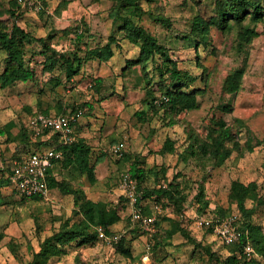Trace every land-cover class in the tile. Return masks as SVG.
I'll return each instance as SVG.
<instances>
[{
    "label": "rangeland",
    "instance_id": "374dc122",
    "mask_svg": "<svg viewBox=\"0 0 264 264\" xmlns=\"http://www.w3.org/2000/svg\"><path fill=\"white\" fill-rule=\"evenodd\" d=\"M213 1L0 0V32L19 28L22 53L19 65L0 49V75L16 76L0 82V264H264V0H242L239 19L193 37V19L209 17ZM134 24L171 63L136 60L142 40L132 35ZM106 46L109 58L99 54ZM171 65L183 76L179 84ZM168 91L190 93L195 106L172 103ZM40 112L80 114L72 143L97 155L93 178L67 149L47 196L22 198L5 183V169ZM167 139L172 147L162 153ZM118 144L120 155L112 151ZM133 162L144 169L146 188H171L183 198L143 199L145 213L159 220L155 236L131 220L120 187ZM102 209L115 216L106 238L96 234L105 230ZM216 212L247 218L252 260L212 233L207 222ZM79 226L96 236L76 237L54 256L43 250L47 238Z\"/></svg>",
    "mask_w": 264,
    "mask_h": 264
},
{
    "label": "trees",
    "instance_id": "16d2710c",
    "mask_svg": "<svg viewBox=\"0 0 264 264\" xmlns=\"http://www.w3.org/2000/svg\"><path fill=\"white\" fill-rule=\"evenodd\" d=\"M127 1H128L127 2L128 5L133 6L136 0H127ZM227 2H228L227 5H224L217 0L213 1L211 5L213 7V10L211 15H209V17L204 18L201 16H195V18L191 23L192 36L193 37L202 36L205 33H207V31L211 26H223L229 19H235V20L239 19L240 12H239V5L237 4L242 2V0H227ZM259 9H260L259 7H256L254 10V14H257ZM129 28L132 32V35H134V38H139L142 40V43L140 44L139 50L137 52L136 60L143 62L150 60L151 62H154L156 60L161 59L162 61L171 63L169 56L165 52H161L159 50V46L156 45L154 38L146 34L140 27H138L135 24L129 26ZM17 32L21 33L19 28H17L16 26L13 27L12 32L10 34L7 32H0V49L6 53L7 62L21 65L22 53L21 50L17 48L15 42V37ZM99 54L104 58H109L112 52L110 48L106 46L105 48H103L101 52H99ZM171 66H172L170 68L171 80L173 81L174 84L181 83V81L183 80V76L180 74V71L177 70L176 67H174V65ZM29 77H31V74L25 72L24 78H29ZM15 78L16 76L13 73L5 71L3 74L0 75L1 85L2 86L7 85L11 83ZM182 93L185 95L184 98H179L178 97L179 93L175 91H168L166 94L168 95L170 101L174 104L178 101H181L182 103L186 104L187 107L191 108L195 106L194 96L190 95V93L187 92H182ZM40 113L46 114L44 112H40ZM56 114H60V113H56ZM223 135L224 137H227L228 133L224 132ZM25 141L26 143L23 150L11 160L10 167H7L5 169L6 172L5 183L7 184V186L12 187L13 190L15 189L9 180V176L11 175L14 162L21 160L25 155H27L32 151H37L40 150L41 148L49 147V146L55 147L57 150H60L63 154L62 160L59 161L57 165L63 162L64 154L67 151V149H69L74 157L73 162L76 164L80 172L87 175L89 178H93V169L95 167L97 155L95 156L93 155L92 149L85 147L80 143H70V144L59 143L57 134L50 133L49 131H45L37 138L32 139L30 129H27V132L25 133ZM172 142H173L172 140L167 139L164 146L161 149V152L165 153L166 151H168V149L172 147ZM216 152L219 153L218 150ZM71 163H72L71 159L68 158L66 165H69ZM128 173L133 179L136 180L137 192L139 194L136 204L138 207L142 209L143 215H148L145 213V208L142 206L143 199L148 195L163 196L174 203L176 201L183 200L178 190H176L177 191V196H176V191L175 192L171 191V188L166 190L162 188H158V189L154 188L152 190H149L148 188H146L145 186L146 175L144 169L141 168L137 162H133L130 164ZM54 182H55V171L49 170L46 178L48 190L51 189V186L54 184ZM241 188H242L241 184H239L236 181L232 182V189L236 191H240ZM36 198H40V196H32L28 199H36ZM237 206L241 212L243 213L245 212L243 208V199L240 196L237 197ZM180 213H178L177 216H179ZM216 213H217L216 215L218 216H226L229 214V213L224 214L223 212H216ZM243 213L242 214L240 213V221H239V229L243 232L242 236L239 238L237 242L224 246L231 248L233 251H235V253H239L244 260L250 261L252 260V257L255 255V253L257 254V252L254 241L252 240V236H251V231H252L251 224L249 223L247 218H245ZM113 214L114 212H106L104 209L100 210V220H101V224L105 227V230H103L102 227H98V228H101L105 233L108 232V226L111 220L115 219V216L114 219L112 218ZM158 221H159L158 217L156 216L155 217L156 228ZM97 229H96V234H98ZM139 229L141 228L139 227ZM95 236H96L95 234H91V233L84 234L82 229L80 230V226H79L74 228L73 230L53 234L44 241L43 250L49 253V255L54 256L61 251V248L64 244L68 243V241H71L76 237H80V239L84 237H87L88 239L89 238L93 239ZM245 242H249L254 250V255L250 258L245 257L242 253V246Z\"/></svg>",
    "mask_w": 264,
    "mask_h": 264
},
{
    "label": "built area",
    "instance_id": "2783aa9c",
    "mask_svg": "<svg viewBox=\"0 0 264 264\" xmlns=\"http://www.w3.org/2000/svg\"><path fill=\"white\" fill-rule=\"evenodd\" d=\"M18 3L26 0H16ZM32 4L35 0H31ZM79 113L75 114H54L45 115L42 113L35 114L29 121V129L32 139L37 138L45 131L57 134L58 142L70 144L73 141V128L78 120ZM123 144L113 146L112 151L120 155ZM63 154L55 147H44L37 151H32L25 155L21 160L14 162L9 180L14 189L24 198L32 196L45 197L48 194L46 183L47 173L52 170L54 165L61 161ZM124 196L128 199L131 207V220L138 223L143 232L148 236H153L157 232L155 226V214L143 215L142 209L137 206L136 180L129 173L122 176L120 184ZM155 213L161 210L158 204L153 205ZM240 214L237 212L229 213L226 216L214 215L209 219L207 225L212 233L218 238L223 245H229L237 242L243 232L239 229ZM100 237L106 238L101 228L97 229ZM242 253L245 257H252L254 250L249 242L242 246Z\"/></svg>",
    "mask_w": 264,
    "mask_h": 264
},
{
    "label": "crops",
    "instance_id": "0c3cea01",
    "mask_svg": "<svg viewBox=\"0 0 264 264\" xmlns=\"http://www.w3.org/2000/svg\"><path fill=\"white\" fill-rule=\"evenodd\" d=\"M57 164H58V163H56V164L54 165V167H53V169H52L53 171H54L55 168L58 166Z\"/></svg>",
    "mask_w": 264,
    "mask_h": 264
}]
</instances>
